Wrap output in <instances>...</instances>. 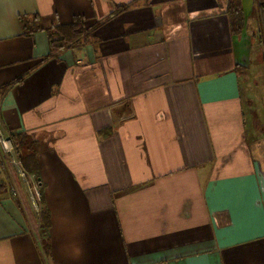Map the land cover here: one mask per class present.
Listing matches in <instances>:
<instances>
[{
    "label": "crops",
    "instance_id": "0c3cea01",
    "mask_svg": "<svg viewBox=\"0 0 264 264\" xmlns=\"http://www.w3.org/2000/svg\"><path fill=\"white\" fill-rule=\"evenodd\" d=\"M239 1L233 34L229 0H0V129L39 144L38 179L0 156V264H264V134L241 86L264 49ZM75 14L78 48L44 58L45 31L24 33Z\"/></svg>",
    "mask_w": 264,
    "mask_h": 264
},
{
    "label": "trees",
    "instance_id": "16d2710c",
    "mask_svg": "<svg viewBox=\"0 0 264 264\" xmlns=\"http://www.w3.org/2000/svg\"><path fill=\"white\" fill-rule=\"evenodd\" d=\"M257 17L259 20L258 40L262 43L264 49V0H254ZM126 5L115 8L110 15L119 12ZM227 13L229 15L230 29L233 34L240 33L244 27V16L239 0H229ZM22 24L25 34H31L34 31L43 29L46 33L49 52L44 58L55 55V51L64 47H80L85 40L90 38L88 36L89 29L84 26L83 16L75 14L69 23L54 24L49 27L43 28L40 24L39 18L33 15L32 20L22 18ZM264 57V55H263ZM9 86L5 84L0 86V94ZM110 129H103L102 133H109ZM8 138L11 141L14 154L19 161L20 167L25 175H32L35 179L39 176V166L36 159V154L39 149L38 141L32 137L31 134L25 130L10 129L8 131ZM38 201L42 200V185H38ZM39 220L45 231L49 227V212L46 208L42 207L39 210ZM41 248L44 252H48V238L47 235L41 237Z\"/></svg>",
    "mask_w": 264,
    "mask_h": 264
},
{
    "label": "rangeland",
    "instance_id": "374dc122",
    "mask_svg": "<svg viewBox=\"0 0 264 264\" xmlns=\"http://www.w3.org/2000/svg\"><path fill=\"white\" fill-rule=\"evenodd\" d=\"M246 13L248 15L247 17L251 22V24L257 25V21H255L256 14L254 8L252 12H249V7L246 4ZM255 33H257V31ZM250 72L254 75V79H255L254 80L255 85H253V87H249V84L245 82L244 78H247L246 75L243 74L241 78V86H243L244 88L245 95H248L249 92L248 89L253 88V91L251 93L252 98L250 97L252 105L249 102V109L246 110L247 123L249 122V126H251L252 125L251 121L253 120V114H257L258 119L255 120L257 127L254 129V132L256 133L257 131H261V133L264 134V80H263L264 76L261 67H257V65H255V68H253V70H251ZM15 170L20 177H24L21 175V171H17L18 169L16 168ZM32 194L33 196H35V198L38 197V193L36 189L32 190Z\"/></svg>",
    "mask_w": 264,
    "mask_h": 264
},
{
    "label": "built area",
    "instance_id": "2783aa9c",
    "mask_svg": "<svg viewBox=\"0 0 264 264\" xmlns=\"http://www.w3.org/2000/svg\"><path fill=\"white\" fill-rule=\"evenodd\" d=\"M0 156L2 158V161L10 164L11 166L18 169L17 171H21V175L24 176L25 173L20 167L19 161L17 160L14 150L11 144L10 139L7 135H5L1 129H0ZM37 197V196H36ZM38 198V197H37ZM38 209V205L36 206ZM40 210V208H39Z\"/></svg>",
    "mask_w": 264,
    "mask_h": 264
}]
</instances>
